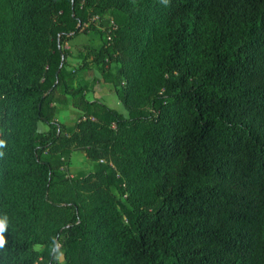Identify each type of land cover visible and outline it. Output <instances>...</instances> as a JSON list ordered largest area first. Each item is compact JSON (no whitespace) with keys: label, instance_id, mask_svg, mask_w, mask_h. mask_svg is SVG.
<instances>
[{"label":"trees","instance_id":"obj_1","mask_svg":"<svg viewBox=\"0 0 264 264\" xmlns=\"http://www.w3.org/2000/svg\"><path fill=\"white\" fill-rule=\"evenodd\" d=\"M0 142V264H264V0H0Z\"/></svg>","mask_w":264,"mask_h":264},{"label":"rangeland","instance_id":"obj_2","mask_svg":"<svg viewBox=\"0 0 264 264\" xmlns=\"http://www.w3.org/2000/svg\"><path fill=\"white\" fill-rule=\"evenodd\" d=\"M85 27L86 26L81 28L77 37L67 41L64 45L71 51V55L67 57V67L77 72L76 75L78 77V82L90 81L94 76H99V72L94 68V53L101 45L103 39L102 37L106 36L108 33L104 32L102 28L97 25L91 29H87V27ZM118 67V63L111 62V69L113 72H115ZM75 86H77V81H75ZM87 97L89 99L98 98L104 101L107 105L125 113L116 94L113 92V86L111 84L97 83L90 88L87 93ZM71 118L72 116L67 110L61 111L58 116L59 121L62 122H69L71 121ZM41 126L44 130L47 129V126ZM90 166L91 165L87 162L85 155L80 154L75 155L70 159L69 164L65 167V171L69 176H71L80 170L90 168ZM40 247V245H35L36 249H39Z\"/></svg>","mask_w":264,"mask_h":264},{"label":"clouds","instance_id":"obj_3","mask_svg":"<svg viewBox=\"0 0 264 264\" xmlns=\"http://www.w3.org/2000/svg\"><path fill=\"white\" fill-rule=\"evenodd\" d=\"M162 2L164 4H167L168 3V0H162ZM0 146H3V142H0ZM0 155H2V153H0ZM7 229V221L5 218H0V248H3L7 241H6V238H5V231ZM63 253H58L56 255V259H57V262L59 261V256L62 255Z\"/></svg>","mask_w":264,"mask_h":264},{"label":"crops","instance_id":"obj_4","mask_svg":"<svg viewBox=\"0 0 264 264\" xmlns=\"http://www.w3.org/2000/svg\"><path fill=\"white\" fill-rule=\"evenodd\" d=\"M91 99H93V98H91ZM102 101V100H101ZM104 102V101H103Z\"/></svg>","mask_w":264,"mask_h":264}]
</instances>
